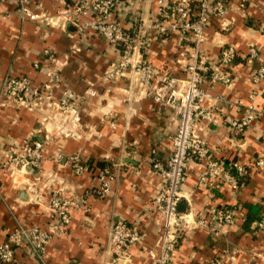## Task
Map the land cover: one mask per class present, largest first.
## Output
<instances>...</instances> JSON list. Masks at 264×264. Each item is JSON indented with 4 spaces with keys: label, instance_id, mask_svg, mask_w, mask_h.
I'll list each match as a JSON object with an SVG mask.
<instances>
[{
    "label": "crops",
    "instance_id": "0c3cea01",
    "mask_svg": "<svg viewBox=\"0 0 264 264\" xmlns=\"http://www.w3.org/2000/svg\"><path fill=\"white\" fill-rule=\"evenodd\" d=\"M222 1L225 15L211 17L203 50L215 63L223 48L236 50L234 81L230 87L205 85L213 97L205 105L217 107L216 119L197 130L208 142L212 158L229 169L243 165L247 173L234 191L222 182H202L206 163L189 161L182 189L185 212L190 206L196 211L235 208L239 212L235 225L223 235L202 228L185 232L172 264H264V231L254 227L264 216V166L258 165L264 162V98L250 97L255 88L264 92V80L257 87L252 83L264 62V0H247L244 9L241 0ZM157 3L119 0L112 19L133 35L139 16L146 23L154 20ZM28 8L48 16L50 24L23 20L18 0L0 2V95L5 79L15 76L27 77L36 89L51 84L46 89L51 99L40 109L0 106V164L6 151L19 148L26 139L50 135L54 141L38 169L0 171V244L8 241L18 224L46 229L51 195L59 189L74 203L70 225L49 243L43 259L22 248L16 253L17 264H111L119 255L110 243L111 230L121 221L138 225L143 234L142 243L130 249L127 264H153L149 251H158L161 223L152 205L160 189L152 152L163 161L170 157L178 117L141 94L129 71L104 80L121 53L98 32L71 19V2L29 0ZM252 47L259 50L260 61L251 65L245 57ZM144 56L162 73L181 78L186 77L184 66L191 59L187 42L177 34L153 41ZM51 72L58 79L50 77ZM67 89L79 99L69 116L52 106ZM88 89L96 90V96L86 95ZM250 106L261 116L243 132L232 129L228 123L241 119ZM57 153H80L88 171L75 175L70 168L58 167L53 162ZM114 163L123 165L112 194L95 196L92 191L100 186L101 170Z\"/></svg>",
    "mask_w": 264,
    "mask_h": 264
},
{
    "label": "built area",
    "instance_id": "2783aa9c",
    "mask_svg": "<svg viewBox=\"0 0 264 264\" xmlns=\"http://www.w3.org/2000/svg\"><path fill=\"white\" fill-rule=\"evenodd\" d=\"M4 1L6 0H0ZM28 2L29 0H18L21 18L49 25L50 18L31 11ZM61 2L64 5L70 2L73 4L71 19L74 22H79L82 28L98 32L109 45L121 53L120 60L112 63L104 74V80L110 81L129 71L141 94L178 117V128L171 137L170 157L163 161L155 150L152 152V169L160 179V189L152 205L161 223V229L158 251H149V255L153 259V264H172L175 251L185 232L202 228L223 235L235 225L239 212L235 208L196 211L192 206L187 212L179 211L189 161L206 163L202 182L211 183L210 185L222 182L230 185L234 191L240 187L247 173L243 165L234 164L233 169H229L212 158L208 142L197 130L200 124L214 123L216 119L217 107L205 105L206 101L213 99L205 85L223 84L230 87L234 81L233 67L238 56L237 51L231 47L223 48L218 56V62L215 63L203 50V45L208 39L207 30L211 17L214 14L223 17L225 4L222 0H158L154 20L146 23L143 17L139 16V20L137 19L139 24L134 28L135 33L131 35L121 22L112 19L119 0H61ZM246 2L247 0H241L242 9L245 8ZM150 33L155 35L152 36ZM174 34L180 35L190 50L191 59L184 66L185 78L162 73L144 56L145 50L151 47L153 41L165 40ZM49 57L53 60L52 55ZM245 58L251 65L260 61L259 50L256 47L250 48ZM49 76L58 79L52 72ZM263 80L264 62H261L252 77V83L257 87ZM50 85L36 89L27 77L9 76L3 83L0 106L40 109L48 105L51 99V94L46 92V89L51 88ZM86 95L94 97L96 90L88 89ZM259 95L264 98V92H258L255 88L250 97L255 100ZM78 102L76 95L67 89L58 100L52 101V106L55 105L61 113L69 116L70 109ZM260 116L261 111L250 106L241 119L230 121L228 124L232 129L243 132ZM53 141L54 138L50 135L39 140H24L19 148H11L4 153L0 171L38 169L44 162L47 146ZM53 162L58 167L70 168L75 175H82L88 171V166L80 153L69 156L57 153L53 156ZM122 165L114 163L103 167L100 186L92 191L95 196L107 197L112 194L113 182ZM258 165L262 167L264 162L259 161ZM73 205L72 201L63 197L61 190H55L48 206L47 228L41 229L38 226L26 228L18 224L9 233L8 241L0 244V263L17 264L16 253L22 248L30 249L38 259H43L49 243L70 225ZM254 227L264 231V216L257 220ZM142 241L143 234L138 225L125 221L116 223L111 230L110 243L119 255L111 264H127L130 249L140 245ZM210 264L222 263L215 261Z\"/></svg>",
    "mask_w": 264,
    "mask_h": 264
},
{
    "label": "water",
    "instance_id": "95a60500",
    "mask_svg": "<svg viewBox=\"0 0 264 264\" xmlns=\"http://www.w3.org/2000/svg\"><path fill=\"white\" fill-rule=\"evenodd\" d=\"M185 205L184 204H180V206H179V211L181 212V213H183L184 211H185Z\"/></svg>",
    "mask_w": 264,
    "mask_h": 264
},
{
    "label": "trees",
    "instance_id": "16d2710c",
    "mask_svg": "<svg viewBox=\"0 0 264 264\" xmlns=\"http://www.w3.org/2000/svg\"><path fill=\"white\" fill-rule=\"evenodd\" d=\"M237 59V58H236ZM260 218H261V216H260ZM260 218H258V219H260ZM252 217L249 219V221H247V225H249L251 222H252Z\"/></svg>",
    "mask_w": 264,
    "mask_h": 264
}]
</instances>
